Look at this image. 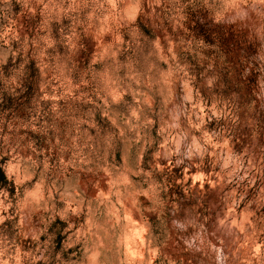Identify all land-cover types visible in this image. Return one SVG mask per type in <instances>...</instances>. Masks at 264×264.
I'll use <instances>...</instances> for the list:
<instances>
[{
    "label": "clouds",
    "instance_id": "obj_1",
    "mask_svg": "<svg viewBox=\"0 0 264 264\" xmlns=\"http://www.w3.org/2000/svg\"><path fill=\"white\" fill-rule=\"evenodd\" d=\"M0 264H264V0H0Z\"/></svg>",
    "mask_w": 264,
    "mask_h": 264
}]
</instances>
